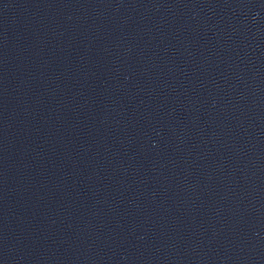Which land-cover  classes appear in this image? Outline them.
Masks as SVG:
<instances>
[{
	"label": "water",
	"instance_id": "obj_1",
	"mask_svg": "<svg viewBox=\"0 0 264 264\" xmlns=\"http://www.w3.org/2000/svg\"><path fill=\"white\" fill-rule=\"evenodd\" d=\"M0 264H264V0H0Z\"/></svg>",
	"mask_w": 264,
	"mask_h": 264
}]
</instances>
